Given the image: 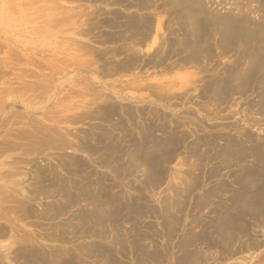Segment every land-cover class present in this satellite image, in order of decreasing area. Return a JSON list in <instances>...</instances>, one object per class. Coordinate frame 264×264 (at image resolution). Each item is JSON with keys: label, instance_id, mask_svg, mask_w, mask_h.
<instances>
[{"label": "rangeland", "instance_id": "obj_1", "mask_svg": "<svg viewBox=\"0 0 264 264\" xmlns=\"http://www.w3.org/2000/svg\"><path fill=\"white\" fill-rule=\"evenodd\" d=\"M225 14L256 25L264 0H0V264H109L107 255L87 256L94 245L109 247L119 264H264V36L221 53L210 20ZM130 18L148 24L132 40L122 26ZM196 18L206 25L202 37ZM197 43L211 54L198 56ZM128 50L137 59L118 70ZM256 51L263 69L253 67L256 80L240 78L244 56ZM233 66L232 94L221 101L211 89L203 93ZM103 106L117 109L116 117L101 119ZM147 122L154 127L146 144ZM103 127L135 139L121 142V155L142 142L133 168L99 163L102 143L89 137ZM27 132L66 134L72 147L42 145L25 155ZM82 137L93 154L79 149ZM169 150L172 159H163ZM144 157L154 163L144 165ZM36 167L46 179L51 169L58 181L80 186L73 192L87 200L52 214L61 196L36 198Z\"/></svg>", "mask_w": 264, "mask_h": 264}, {"label": "bare ground", "instance_id": "obj_2", "mask_svg": "<svg viewBox=\"0 0 264 264\" xmlns=\"http://www.w3.org/2000/svg\"><path fill=\"white\" fill-rule=\"evenodd\" d=\"M138 6V5H137ZM136 7V6H135ZM143 9V8H142ZM193 8H188L187 9V14H186V19L189 21H187L185 18H184V20L185 21H187V23L189 24V25H191V23H190V21L192 22V20L194 19H192V20H190L191 19V15H190V13H189V10H192ZM259 9V8H258ZM261 10V9H260ZM262 11V10H261ZM202 12V11H201ZM205 14V13H204ZM207 14V13H206ZM205 14V16H207ZM242 14V13H241ZM241 14H240V17H237L236 19L235 18H232L231 16H229V15H226V16H214L213 17V15H212V19H211V17H210V21H211V25H213L214 27V30L215 29H217L216 31L218 32V35L220 36L219 37V40H217L216 39V43H215V45H216V48H219L220 49V51H221V53H229L230 51H232L236 46H241V45H249V44H251V43H256L257 41H260V39L261 38H263V36H264V21H261V22H259V23H257L256 25H251L249 22H247L246 21V19L243 17V16H241ZM231 15V14H230ZM203 16V15H202ZM204 16V17H205ZM209 16H210V14H209ZM238 16V15H237ZM206 18V17H205ZM207 19V18H206ZM143 20V19H142ZM131 20V18L130 19H127L126 21H124L125 23L122 25L123 27H124V29H125V31H127L129 34H128V36H127V39L128 38H130L131 39V37H133V36H136V35H140V34H142V32L144 33L146 30H147V27H148V24H147V20ZM200 19H198L197 20V18H196V23L197 24H199V25H195V28H193L194 30H195V33H196V31L199 33L198 35H199V37H202L203 36V30H204V28L206 27V25H205V23H203V21H199ZM204 20V19H203ZM136 21V22H135ZM207 21H208V19H207ZM206 21V22H207ZM205 22V21H204ZM186 23V24H187ZM195 23V24H196ZM207 23H210L209 21L207 22ZM206 23V24H207ZM192 24H194V23H192ZM202 25L204 26L203 27V29H202ZM207 25H209V24H207ZM210 26V25H209ZM199 27V28H198ZM118 29V28H117ZM198 29V30H197ZM207 31V30H206ZM121 32V31H120ZM192 32H194V31H192ZM146 33V32H145ZM195 33H194V37L196 36L197 37V35H195ZM216 33V32H215ZM116 34V33H115ZM210 34V33H209ZM114 35V34H113ZM125 36V37H126ZM110 37H111V35H110ZM118 37V36H117ZM122 37V36H121ZM115 38V37H114ZM119 38H120V35H119ZM134 38V37H133ZM144 35H141V37H138V38H136V40L137 39H139L140 40V42H143V41H145L144 40ZM118 39V38H117ZM146 39V38H145ZM132 40V39H131ZM198 41V40H197ZM204 40H202V41H200V42H203ZM107 42V41H106ZM121 42L123 43V42H125V39H123V40H121ZM207 42V41H206ZM130 43V42H129ZM194 43H195V40H194ZM198 44V43H197ZM195 45L196 47H198L197 49H198V52L199 53H197L198 54V56H202V57H206L207 55H209V52H210V54H211V51H210V47H208V44L207 45H205V43H203V44H198V45ZM162 45V44H161ZM120 46V45H119ZM118 46V47H119ZM133 47H135V46H133ZM262 47V46H261ZM120 48V47H119ZM247 48V47H246ZM253 48V47H252ZM251 48V49H252ZM132 49V48H131ZM135 49V48H134ZM196 49V48H195ZM237 49V48H236ZM113 50V49H112ZM116 50H117V48H116ZM115 49H114V51H116ZM133 50V49H132ZM130 51L129 52V50L128 51H126L127 53L129 52V54L127 55L128 56V58L126 59L125 58V60H126V62H124V63H121V65H117L118 67H117V69L119 70V69H124V68H129V66L128 65H134V63H135V60L137 59V56L136 55H134L133 54V51ZM192 50V49H191ZM213 50V49H212ZM124 51V50H123ZM102 52V51H101ZM190 52V51H189ZM195 52H196V50H195ZM107 53V52H106ZM116 53V52H115ZM122 53V52H121ZM121 53H119V56H120V54ZM249 53H251V52H249ZM264 53V52H263ZM103 54V53H102ZM105 54V53H104ZM114 54V52L112 53V55ZM118 54V53H117ZM116 54V55H117ZM193 54L195 55V53L193 52L192 54H190L189 55V57H190V59L191 58H193L194 59V57L196 56H194L193 57ZM201 54V55H200ZM98 55H100V57H101V54L100 53H98ZM108 55V54H107ZM106 55V56H107ZM259 51H256L254 54H251L250 56H244V58L246 59L245 61H247L248 62V65H247V67L245 68V69H243L242 71H238V72H236L238 75H240L239 77L240 78H242V76H245V73H247V74H249V78H250V80H256L255 79V74H258V73H253L254 72V66H259L261 69H263V64H264V62H263V64H262V62L260 61V57H259ZM111 56V55H110ZM118 56V55H117ZM117 56H115V57H117ZM126 56V57H127ZM211 56V55H210ZM186 57V56H185ZM212 57V56H211ZM253 57H255V59H253ZM102 58V57H101ZM100 58V59H101ZM104 58V57H103ZM112 59V58H111ZM196 59V58H195ZM122 60H123V58H122ZM197 60V59H196ZM244 60V59H243ZM255 60V61H254ZM109 61V60H108ZM113 61V60H112ZM186 61V60H185ZM194 61V60H193ZM104 62H106V61H104ZM103 62V63H104ZM110 62V61H109ZM108 63V62H107ZM118 63V62H117ZM136 63H138V62H136ZM190 63V62H189ZM109 64V63H108ZM239 64H240V62H239ZM246 64V63H245ZM253 64V66H252V68H251V71H250V73H248V70H249V68H250V66ZM104 65H106V64H104ZM132 65V66H133ZM243 65V64H242ZM107 66H109V65H107ZM110 66H111V64H110ZM114 66V65H113ZM244 66V65H243ZM102 68H103V66H102ZM112 68V67H111ZM115 69H116V66L114 67ZM244 68V67H243ZM258 68V67H257ZM107 69V68H106ZM114 69V70H115ZM234 69H235V66H233V68H226L224 71H223V76H222V79L220 80V81H218V80H216V81H212L208 86H205L204 87V92L203 93H208V91L207 90H209V89H211L212 90V92L211 93H213L214 94V96H215V98H218V99H220L221 101H223L224 99H222L223 97H227L228 96V91H230L231 92V94L233 93L232 91H234V88H233V85L235 86V83H233L232 84V87H231V80L232 79H236L237 78V74L234 72ZM256 69V68H255ZM260 69V70H261ZM101 70V69H100ZM102 70H104V68L102 69ZM101 70V71H102ZM111 70H113V68L111 69ZM117 70V71H118ZM236 70H237V68H236ZM260 70H258V71H260ZM264 71V69L263 70H261L260 71V73H262ZM108 72V71H107ZM119 72V71H118ZM255 72H256V70H255ZM102 73V72H101ZM109 73H111V72H109ZM108 73V74H109ZM112 74H114L113 72H112ZM116 74V73H115ZM111 75V74H110ZM234 75V76H233ZM259 75V74H258ZM246 77H247V75H246ZM246 77H245V79H246ZM257 77V76H256ZM210 78H211V76H210ZM226 79V80H225ZM264 79V78H263ZM262 79V80H263ZM232 82H234V81H232ZM241 82V81H240ZM260 82V81H259ZM263 82V81H262ZM236 83H237V81H236ZM252 83V82H251ZM229 84V85H228ZM242 84H244V81H242L241 82V86H242ZM246 84H247V82H246ZM255 84V83H254ZM222 85H224V86H222ZM245 85V84H244ZM259 85V84H258ZM240 86V85H239ZM236 87V86H235ZM241 89H242V87H241ZM232 90V91H231ZM245 90V89H244ZM209 93H210V90H209ZM224 94H226L225 96H223ZM230 94V93H229ZM230 96V95H229ZM207 97V96H206ZM225 99H227V98H225ZM220 100L218 101L217 100V102H220ZM264 101V100H263ZM213 102H214V100H213ZM108 104V103H107ZM110 105V104H109ZM114 106V105H113ZM99 107V106H98ZM104 108V109H103ZM103 112H102V115L100 116V118L101 117H103V118H101V119H103L104 121H107V120H109L111 117H113L115 114H116V110H115V108H113L112 106H103ZM99 110H100V108H99ZM128 110V109H127ZM131 111V110H130ZM129 111V112H130ZM124 113L126 112V111H123ZM100 114V113H99ZM126 114H128V112L127 113H125V115ZM131 115H132V113H131ZM131 115L130 116H128L129 118L131 117ZM115 117H116V115H115ZM128 118V119H129ZM97 119V118H96ZM112 119V118H111ZM131 119V118H130ZM118 120V119H117ZM98 121H99V116H98ZM111 121V120H110ZM131 121V120H130ZM108 122V121H107ZM110 123V122H109ZM34 124V123H33ZM97 124V123H96ZM161 124V123H160ZM28 125V124H27ZM98 125H100L99 123H98ZM31 126V125H30ZM29 126V127H30ZM33 126V125H32ZM35 126V125H34ZM97 126V125H96ZM36 127V126H35ZM100 127V126H99ZM154 127V125H152L151 123H148L147 122V125L145 126V129H143V131H141V138H143L144 140H146L145 142H146V144H147V142H149V141H147L150 137H151V130H152V128ZM162 127V126H161ZM32 128V127H31ZM39 128H41L40 126H39ZM38 128V129H39ZM43 128V127H42ZM92 128H94V127H92ZM96 128V127H95ZM94 128V129H95ZM98 128V127H97ZM51 129V128H50ZM53 129V128H52ZM123 129V128H122ZM23 130V129H22ZM25 131H26V129H24ZM40 130V129H39ZM41 130H45V129H41ZM55 130V129H54ZM53 130V131H54ZM98 130V129H97ZM108 129L105 127H103V128H101L100 130H99V132H98V134L99 135H96V134H94V135H92V136H90L89 137V140L90 141H92V142H97V144L99 143H102V148H100L101 149V152H100V156H101V160L99 161V163H101V164H104V165H106V163H108V164H112V162H114V164H116V163H118L119 162V164L120 165H124V166H127L126 168H129V169H131V167L133 168V163H132V159H133V154H134V152H136L137 151V149L138 148H140V147H142L143 145H142V142L140 143V144H136L134 147H136V148H134L133 147V150H134V152H133V150H129L128 152L129 153H127V155H129V156H124V154L123 155H121L120 153H124V152H122V150H123V145L121 144V142H125V143H131V142H134L135 141V139L134 138H132V136L131 135H129V134H123V135H121V136H119L118 138H115V137H113L112 135H110L109 133H108V131H107ZM52 131V132H53ZM126 131V130H125ZM128 131V130H127ZM20 132V131H19ZM19 132H17V133H19ZM23 133H24V131H22ZM22 132H20L21 134H22ZM39 132V131H38ZM19 133V134H20ZM30 133V132H29ZM28 132L26 133V134H29ZM41 133V132H40ZM94 133H97V132H94ZM20 134V135H21ZM41 134H44L43 132L41 133ZM18 136V135H16V137H21V136ZM23 135H25V134H23ZM40 135V134H39ZM56 135V134H55ZM173 135V134H172ZM26 136V138H25V148L23 149L24 150V152H26V154L25 155H27V152L29 151H31V152H35L36 151V149H39L42 145L44 146V147H49L50 145H54V147H55V145H58V146H60V147H72V145H71V142L68 140V138H67V135L65 134V136H63V135H58V137H56V136H54V135H46V134H44V136L43 137H41V136H37V135H35L34 133H33V135L31 136L30 134L29 135H25ZM15 136L13 137V139L14 138H16ZM181 137V136H180ZM86 138V137H85ZM84 137H82V141L80 142V140H78V142L80 143L79 144V149H81V151H83V152H85L86 154H93L94 153V151H95V147H92L91 148V145L90 146H88V142H86L87 140L85 139ZM177 139V138H176ZM180 139V138H179ZM249 139V138H248ZM18 140V139H17ZM176 141V140H175ZM179 141V140H178ZM12 142H14V141H12ZM144 142V141H143ZM170 142V141H169ZM17 143H20V142H17ZM32 143H34V145H33V147L31 146V144ZM137 143V142H136ZM180 143V142H179ZM203 143H205V142H203ZM4 144V143H3ZM7 144H9V143H7ZM13 144H15V143H13ZM170 144H171V142H170ZM174 144H176V143H174ZM209 144V143H208ZM2 145V144H1ZM0 145V146H1ZM18 145V144H17ZM16 144H15V146H17ZM22 145V144H21ZM78 145V144H77ZM94 145V144H93ZM132 145V144H131ZM142 145V146H141ZM176 145H178V143L176 144ZM176 145H174V147L176 146ZM232 145V144H231ZM4 146V145H3ZM2 146V147H3ZM11 146H12V144H11ZM11 146H9V147H11ZM14 146V145H13ZM13 146L11 147V149L13 148ZM42 146V147H43ZM210 146V145H209ZM2 147L0 148V149H2ZM5 147H7L8 148V146H5ZM5 147H4V149H5ZM20 147V146H19ZM19 147H16V149L17 148H19ZM23 147V146H22ZM43 147V148H44ZM97 147H99V146H97ZM6 148V149H7ZM50 148V147H49ZM56 148H57V146H56ZM55 148V149H56ZM95 148V149H94ZM172 148V147H171ZM178 148V147H177ZM176 148V149H177ZM256 148V147H255ZM10 149V148H9ZM40 149H42V148H40ZM58 149H59V147H58ZM63 149H65V148H63ZM176 149H175V151H176ZM12 150H14V149H12ZM42 150H44V149H42ZM47 150V149H46ZM60 150V149H59ZM62 150V149H61ZM98 150V149H97ZM140 151H142L143 149H139ZM139 150H138V152H139ZM171 150V149H170ZM168 151L166 154H164V156L165 157H163V159L165 158V160H168L169 158H171L172 159V157H170V156H172V154L173 153H175L174 152V150H172V151ZM234 150V149H233ZM0 151H2V150H0ZM39 152H40V150H38ZM99 151V150H98ZM42 152V151H41ZM40 152V153H41ZM229 153V152H228ZM230 153H232V152H230ZM236 153V152H235ZM29 154H31V153H29ZM28 154V155H29ZM238 154V153H237ZM120 155H121V157H120ZM118 157H120L119 159H118ZM124 157H127V160H128V163H126V162H123V158ZM145 158V163H144V165L145 164H147V163H149L150 162V160H151V162H153L154 163V161L152 160V159H150L149 157L146 159V157H144ZM120 159L122 160V162L120 161ZM90 160V159H89ZM92 161V160H91ZM71 164H74L75 166H76V164H77V167H75V168H77L78 169V167L80 166L79 165V163H78V161L77 160H75V159H73V160H71V162H70ZM151 165H152V163H150ZM79 165V166H78ZM118 165V164H117ZM116 165V166H117ZM107 166V165H106ZM81 167V166H80ZM83 167V166H82ZM118 167V166H117ZM120 167V166H119ZM52 168V167H51ZM62 168V167H61ZM153 170V169H152ZM33 172H35L34 173V175H33V182H32V184H34V194L36 195V198L38 197V196H41V195H43V197H44V195H46V196H49V195H52V194H56V195H59V196H61V199H62V204L61 203H59V205H51V212H52V214H56L57 212H59V210L58 209H60V210H63L64 209V207L65 206H67V205H72V204H74V202H75V204H77L78 202H80V200H82V199H86L87 200V198H82V194H81V192H83V191H81V192H77L76 194H74V190L73 189H77L78 188V190L80 189L79 187L80 186H78V185H76V184H73L72 182H70V181H66V183H63L64 181H58V179H57V176H55L54 174H53V172H52V170L51 169H49V171H48V173H52V176L50 177V179H46V178H48V177H46V175H44L43 174V172H41L40 171V169L38 168V167H36L35 168V170L33 171ZM159 175V174H158ZM48 176V175H47ZM157 178H158V176H157ZM49 185V187H50V185H51V187L52 188H48L47 186ZM66 186V187H65ZM63 188V189H62ZM86 188V187H85ZM3 188L2 187H0V196H4L5 194H3V190H2ZM32 189V190H33ZM82 189V188H81ZM83 189H84V187H83ZM82 189V190H83ZM77 190V191H78ZM85 190V189H84ZM33 192H32V194H33ZM2 193V194H1ZM85 193L86 194H88V195H90L89 194V190H85ZM35 195H34V197H35ZM32 197V196H31ZM95 197L96 196H94L93 197V199L92 200H94L95 199ZM12 199L11 200H14L16 203H17V206H21V205H23V204H21L22 202H20V201H17V199H15L13 196L11 197ZM35 198V199H36ZM51 198H52V196H51ZM32 199H34V198H32ZM84 200H82V202L84 201ZM13 201V202H14ZM94 202V201H93ZM19 204V205H18ZM89 204H91V203H89ZM234 204V203H233ZM27 205V204H26ZM64 206V207H63ZM234 206H236V205H234ZM24 207H25V205H24ZM27 209V208H26ZM25 209V212L26 213H28V212H30V211H28L27 212V210ZM28 210H31L30 208L28 209ZM140 213V212H139ZM227 213V212H226ZM225 213V214H226ZM84 214V213H83ZM120 215V214H119ZM130 215V214H129ZM228 215V214H227ZM230 215V214H229ZM226 216V215H225ZM233 217V215L232 216H229V219L230 218H232ZM85 218V217H84ZM225 218V217H224ZM228 219V218H227ZM110 221V220H109ZM115 221V220H114ZM231 222V221H230ZM230 222H228V223H230ZM234 229V228H233ZM233 229H232V231H233ZM241 229L240 228H238V231H240ZM142 233V232H141ZM141 233H140V235H141ZM237 233V232H236ZM234 231H233V234H236ZM143 234V233H142ZM232 234V235H233ZM136 236H137V234H136ZM135 236V237H136ZM142 237V236H141ZM140 237V238H141ZM199 237V236H198ZM194 238V237H193ZM197 239V238H196ZM137 240H138V238H137ZM193 240H195V239H193ZM231 240H234V236H233V239L231 238ZM229 241H230V238H229ZM117 242V241H116ZM189 242H191V241H189ZM193 242V241H192ZM195 242V241H194ZM228 242V241H227ZM231 242V241H230ZM138 243V242H137ZM140 243V242H139ZM120 244V243H119ZM190 244V243H189ZM189 244H187V245H189ZM253 244V243H252ZM252 244H251V246H252ZM116 245H118V244H116ZM215 245V244H214ZM224 245V244H223ZM255 245V244H254ZM90 246V245H89ZM96 245H94L93 246V248H92V251H87L89 254H87V256L88 255H92V256H96V257H104L105 258V255H107V257L105 258V261L106 262H108L109 264H119V262L117 261V259H116V256H115V254H113V251L111 250V249H109V247L107 248L106 246V248H104V247H100V246H97V247H95ZM219 246V245H218ZM226 246V245H225ZM224 246V247H225ZM228 246H230V245H227V247ZM119 247V246H118ZM221 247V246H220ZM223 247V246H222ZM115 248V247H114ZM138 248H139V246H138ZM229 248V247H228ZM91 249V248H90ZM127 249V248H126ZM136 249V248H135ZM224 249V248H223ZM118 251H116L117 252V254L119 253V251L121 250V252L122 251H124L125 250V247L124 246H122L121 245V249H117ZM143 251V250H142ZM86 252V253H87ZM91 252V253H90ZM120 252V253H121ZM138 254L140 255V250H138ZM186 252V251H185ZM124 253V252H123ZM143 253H144V251H143ZM158 252H156V254H157ZM125 254V253H124ZM151 254H153V253H151ZM155 254V255H156ZM138 255V256H139ZM150 255V254H149ZM148 255V256H149ZM120 256V255H119ZM122 256V255H121ZM141 256H143L142 254H141ZM144 256H146V254L144 255ZM151 256V255H150ZM157 256V255H156ZM156 256H154V254H153V256L152 257H156ZM189 256H190V254H189ZM89 257V256H88ZM143 258V257H142ZM146 258V257H145ZM144 258V259H145ZM29 259V258H28ZM139 259V258H138ZM152 259V258H151ZM154 259H157V258H154ZM153 259V260H154ZM164 259V258H163ZM183 259V258H182ZM184 259H185V257H184ZM187 259V258H186ZM64 261V260H63ZM147 261H148V259H147ZM145 262V263H147L148 264V262ZM180 261V260H179ZM47 264H51V261L49 260V259H47ZM138 262V261H137ZM156 264H160V261H154ZM183 262V261H182ZM63 263V262H62ZM142 263V262H141ZM163 263V262H162ZM46 264V263H45ZM65 264H70L69 262L68 263H65ZM96 264V263H95ZM140 264V263H139ZM154 264V263H153ZM180 264H182L181 262H180Z\"/></svg>", "mask_w": 264, "mask_h": 264}]
</instances>
